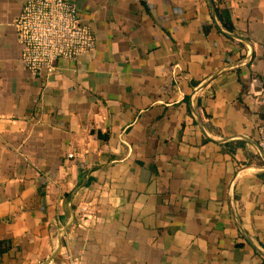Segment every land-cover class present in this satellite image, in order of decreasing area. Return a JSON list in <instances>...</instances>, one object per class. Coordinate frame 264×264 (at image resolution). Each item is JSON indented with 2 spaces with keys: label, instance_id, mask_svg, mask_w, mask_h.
<instances>
[{
  "label": "crops",
  "instance_id": "obj_1",
  "mask_svg": "<svg viewBox=\"0 0 264 264\" xmlns=\"http://www.w3.org/2000/svg\"><path fill=\"white\" fill-rule=\"evenodd\" d=\"M25 1L0 0V264H264V0H213L248 42L208 0H70L96 49L37 75Z\"/></svg>",
  "mask_w": 264,
  "mask_h": 264
},
{
  "label": "built area",
  "instance_id": "obj_2",
  "mask_svg": "<svg viewBox=\"0 0 264 264\" xmlns=\"http://www.w3.org/2000/svg\"><path fill=\"white\" fill-rule=\"evenodd\" d=\"M15 28L22 63L33 75L52 73L59 61H77L97 46L92 26L70 0H26ZM258 144L264 153V121L258 125Z\"/></svg>",
  "mask_w": 264,
  "mask_h": 264
},
{
  "label": "water",
  "instance_id": "obj_3",
  "mask_svg": "<svg viewBox=\"0 0 264 264\" xmlns=\"http://www.w3.org/2000/svg\"><path fill=\"white\" fill-rule=\"evenodd\" d=\"M208 3H209V6H210V9H211V14H212L213 20H214V22H215L217 28H218L221 32H223V33H224L225 35H227L228 37H231V38H234V39H237V40H241V41L248 42L247 39L244 38L243 36L237 35V34H235V33L229 32V31H227L226 29H224V28L219 24V22H218V19H217V13H216V8H215L214 1H213V0H208ZM251 57H252V55L250 54L247 58H245V60H242V61H240V62L245 63V62L249 61V59H250ZM240 62H237V63H240ZM231 66H232V65H227V66H225L224 68L220 69L219 71L215 72L212 76H210L207 80H205L201 85H199V86L195 89V93H196L198 90L202 89V88H203V87H204V86H205L210 80H212L213 78L217 77L218 75H220L221 73H223L225 70L229 69ZM193 112H194L195 117H196L197 120H198L197 122H199V124H200V126H201L203 132H205V129H204V127H203V124H202V122H200V121H201V120H200V116H199L198 113L195 111V109H193ZM205 134H206V132H205ZM261 152H262L261 155L264 157V153H263L262 149H261ZM235 219H236V221H237V223H238V226H239L240 230L243 232L244 236L248 239V241L251 242L250 238L247 236L246 232L244 231V229L242 228V226H241L240 223L238 222L236 216H235ZM251 243H252V242H251ZM252 244H253V243H252ZM261 254H263V253L261 252ZM263 255H264V254H263Z\"/></svg>",
  "mask_w": 264,
  "mask_h": 264
},
{
  "label": "trees",
  "instance_id": "obj_4",
  "mask_svg": "<svg viewBox=\"0 0 264 264\" xmlns=\"http://www.w3.org/2000/svg\"><path fill=\"white\" fill-rule=\"evenodd\" d=\"M217 11V17L219 18L222 26L227 29L228 31L233 32L234 31V25L232 23V19L228 12H224L220 10L219 8H216Z\"/></svg>",
  "mask_w": 264,
  "mask_h": 264
}]
</instances>
